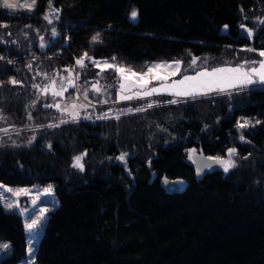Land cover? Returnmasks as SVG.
<instances>
[{
    "label": "trees",
    "instance_id": "16d2710c",
    "mask_svg": "<svg viewBox=\"0 0 264 264\" xmlns=\"http://www.w3.org/2000/svg\"><path fill=\"white\" fill-rule=\"evenodd\" d=\"M52 8L59 19L49 23V0L31 11L0 6V123L35 131L31 143H0V183H51L58 198L34 264H264V84L179 98L116 101L113 93L94 103L91 119L76 121L58 118L45 107L49 95L33 87L42 71L85 52L140 70L172 58L190 68L203 55L207 65L249 67L264 49V0H52ZM71 65L83 78L96 74L90 63ZM174 99L186 102L164 103ZM153 101L161 103L146 107ZM245 119L249 126L238 128ZM229 147L236 166L228 172L193 163L194 149L223 159ZM81 153L83 171L72 166ZM1 237L12 250L0 264L25 257L22 216L0 204Z\"/></svg>",
    "mask_w": 264,
    "mask_h": 264
},
{
    "label": "rangeland",
    "instance_id": "374dc122",
    "mask_svg": "<svg viewBox=\"0 0 264 264\" xmlns=\"http://www.w3.org/2000/svg\"><path fill=\"white\" fill-rule=\"evenodd\" d=\"M11 2L17 5L14 9H26L20 7L22 4H29L31 0H11ZM0 6L4 7L2 2H0ZM35 7V5H34ZM33 7V8H34ZM6 8V7H5ZM32 8V9H33ZM9 9V8H7ZM28 10V9H27ZM45 15L49 16V19H55L57 13L54 12V9L50 8L45 12ZM93 60L100 61V67H104V61H107L108 64H115L119 67L128 68L130 67L134 72L140 73L142 71H146L148 65L152 64L153 62H173V61H181L178 58L172 59H156L149 62L143 69H137L133 66L122 64L113 60L112 58L105 57V56H94L92 54H88ZM81 56L75 58L73 62H66L60 63V66H55L51 70H44L41 72L42 80L38 82L37 88L44 94L49 95L50 102L49 104H58L59 107H53L56 112L57 116L60 119H71V115L73 112H78L79 117L81 116H89L91 112V107L97 101H111L112 94L116 95V101H127V100H119L117 97L120 94L125 95H133L139 89H130L125 92H121L120 84L123 82L127 84V80L122 81L120 76L114 70H107L101 73L100 76L88 75L85 78L79 76L76 77V71L73 69L71 64L76 65V60L79 59ZM199 59L196 60V63L190 67L183 69L184 62L181 61L180 69L181 71L177 72L174 76H169L167 81H151L149 87H159L161 84H171L172 81L181 79L184 75L195 76L199 71H211L213 68H236L238 65H207L210 63L211 56L203 55L197 56ZM264 59L261 57L258 61ZM191 62V61H190ZM86 64H92L90 60L87 58L85 59ZM95 66L94 64H92ZM242 66L241 71L247 72L250 68L256 67L259 68V63H255L249 67L244 65ZM97 67V66H96ZM67 69V71H66ZM100 70L97 67L96 73ZM175 71V68L169 69L164 68L161 71V75H167L168 72ZM79 73V72H78ZM239 74H220V77L217 81V84L214 85V90L211 92L219 91L217 89L222 88L224 90H229L233 88H237L242 86L239 84L235 79H231L230 77L236 76ZM69 78H71L72 83H69ZM255 79V77H253ZM145 79H149V77H145ZM53 81L55 83L53 84ZM96 84L100 91L97 92L92 88L93 84ZM232 86H229V85ZM255 84H261L259 82ZM111 86V87H110ZM66 89V90H64ZM114 90V91H113ZM55 92H62L59 96H54L53 93ZM206 92V93H211ZM171 96L172 98H179L172 94L171 91H162L158 94L154 93L152 96ZM75 105V108L73 106ZM84 105V107H81ZM114 106H109L105 110H114ZM116 107V106H115ZM67 109V111H65ZM0 129H7V132L0 131V143H25L31 140L34 135L35 131H31L28 133H23L21 129H14L12 123H0ZM17 131V132H16ZM18 133V134H16ZM228 149H234V147H229ZM227 149V156L223 159H229V153ZM231 159L234 160L233 154L231 155ZM220 165V164H219ZM222 168L223 166L220 165ZM26 190L25 192H20V190ZM45 189H49L46 193ZM19 193V194H17ZM33 200H35V204H33ZM12 204V209L17 210L20 215L22 216L24 227L26 224L31 223L33 219H36L40 216V210L46 209L47 211L44 213V219L41 221L40 224L37 225V229L34 230L32 233H29L25 229L26 233V255L24 258L19 260L16 264H34L35 262V250H36V243L39 239V236L43 232V227L48 217L49 211L53 209L58 204V198L53 190V185L51 183L47 184H23V185H6L0 183V204L5 207V204ZM27 208L28 212L25 213L24 209ZM32 240V243L29 244V240ZM7 243L9 247L7 249L0 248V259L8 254L11 253V243L6 238H0V244ZM29 248H32V252H29Z\"/></svg>",
    "mask_w": 264,
    "mask_h": 264
},
{
    "label": "snow or ice",
    "instance_id": "6c2138e0",
    "mask_svg": "<svg viewBox=\"0 0 264 264\" xmlns=\"http://www.w3.org/2000/svg\"><path fill=\"white\" fill-rule=\"evenodd\" d=\"M2 2L3 6L9 9H14L17 7V5L11 0H0ZM36 4V0H31V3L29 4H22L20 7L26 8L29 11L32 10L34 5ZM52 5V0H49V7L51 8ZM59 9H55L54 12L57 13L55 16L56 19H59ZM138 17V10L133 9L131 13L129 14V18L132 22H135ZM45 20H48L49 23L52 21L49 19L48 15L44 16ZM261 20L262 23H264V18H258ZM0 26H6V25H0ZM240 27L242 29H246V26L244 24H241ZM224 28L227 29L228 25H224ZM248 37H251L253 35V30L252 29H246ZM57 30L55 28L52 29V36L55 37L57 36ZM43 37H41V41H43ZM67 39V38H66ZM92 42H98L100 40V34L96 33L94 36L91 38ZM40 47H45V44L42 42L40 44ZM247 51L255 52L257 51L256 49L253 48H248L246 49ZM259 55L260 57H264V49L259 50ZM88 59L94 64L95 66L99 67L100 70L96 73L97 76H100L101 73L107 71V70H114L121 78L122 81L127 80V84L121 83L120 84V89L121 92L128 91L130 89H139V91H136L133 95H125V94H120L118 95L119 100H133L140 98L142 99L143 97H148L152 96L154 93L158 94L162 91H171L173 95L177 97H195L197 95H202L205 94L206 92H211L214 90V85L217 84V81L220 77V74H239L233 77H230L231 79H235L239 84L241 85H252L257 82L264 84V59H261L260 61H246L245 63H259V68L252 67L250 68L247 72H242L241 68L242 66L238 65L236 68H213L211 71H199L196 73L195 76H189V75H184L181 79L172 81L171 84H161L159 87H149L151 81H167L169 76H174L176 75L177 72L181 71L180 69V64L181 61H173V62H153L152 64L148 65L146 68V71H142L140 73L134 72L130 67L128 68H123L119 67L115 64H108L107 61H104V67H100V61L93 60L91 57L88 56V54L85 52L79 59L76 60V65H79L81 68L85 67V59ZM4 59V57L0 56V60ZM115 60V57L112 58ZM199 59L198 57H193L191 60L189 67L191 65H194L196 63V60ZM8 63H11V61H8ZM164 68H175V71H170L168 72L167 75H161V71ZM67 71V69H66ZM79 77V73H77V78ZM145 77H149V79H145ZM255 77V79L253 78ZM10 83L12 84H17L18 81L15 79L10 78ZM3 82H0V85H2ZM55 81H53V84ZM69 83L71 84V78H69ZM229 86H232L231 84ZM33 87H37V85H33ZM111 87V86H110ZM92 88L99 92L100 88L94 83L92 85ZM66 90V89H64ZM219 91H223L222 88L217 89ZM62 92H55L53 93L54 96H59L61 95ZM181 102H186L184 100H169V101H164V103H181ZM33 105L35 104V101L32 102ZM101 103H106V101H101ZM161 102L159 101H153L150 103L146 104V107L151 108L154 105L159 106ZM45 107H59L58 104H45ZM81 107H84V105H81ZM75 108V105L73 106ZM145 108H128L124 110V113H129V112H140L144 111ZM67 111V109H65ZM79 118V113L78 112H73L71 115L72 121H76ZM85 119H91V116H85ZM108 118V114L105 113L100 117H97V119H106ZM119 118V117H117ZM5 119V117L0 116V120ZM29 119H31V116H29ZM68 121H61V123H67ZM257 124L261 123V121L257 120ZM250 124V121L245 119L244 123H240L237 121V127L238 128H246ZM59 125H53L50 124L48 127H58ZM0 131L7 132V129H0ZM34 139V138H33ZM241 141L244 140V137H240ZM28 143H31V140L28 141ZM13 144L15 142L13 141ZM235 149H228L229 159H221V158H215V163L220 164L223 166V169L225 172H228L229 169L233 168L236 166L235 161L231 159V155L235 154ZM84 153H81L78 156L73 157V167L78 168L81 171H83L84 166L81 163V159ZM126 154H121V156L117 157L118 160H123ZM212 159V158H210ZM204 167H211V165H204ZM26 190L21 189L20 192H25ZM49 189H45V192L47 193ZM19 194V193H17ZM33 204H35V200H33ZM6 208H12V204H5ZM46 209H41L40 210V216L37 217L36 219H33L31 223H28L25 225V229L27 232L32 233L34 230L37 229V225L41 223V221L45 218L44 213L46 212ZM24 212L27 213L28 209L25 208ZM32 243V240H29V244ZM9 245L7 243L0 244V248L7 249ZM32 248H29V252H32Z\"/></svg>",
    "mask_w": 264,
    "mask_h": 264
},
{
    "label": "water",
    "instance_id": "95a60500",
    "mask_svg": "<svg viewBox=\"0 0 264 264\" xmlns=\"http://www.w3.org/2000/svg\"><path fill=\"white\" fill-rule=\"evenodd\" d=\"M194 157H193V163L194 165L198 168L199 171H204L208 168H214L216 166H218L217 163H215V158L216 157H212V156H208L207 154H205L203 151H200L197 153V150L194 149ZM212 158V159H210ZM211 165V167H204V165ZM175 180L174 179H169L166 178L165 176L162 177L161 179V183L163 186H174L175 184Z\"/></svg>",
    "mask_w": 264,
    "mask_h": 264
}]
</instances>
